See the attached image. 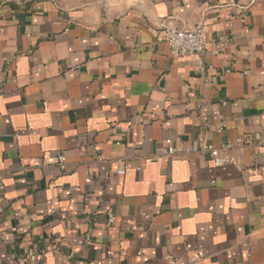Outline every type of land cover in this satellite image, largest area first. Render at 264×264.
<instances>
[{"label": "crops", "instance_id": "1", "mask_svg": "<svg viewBox=\"0 0 264 264\" xmlns=\"http://www.w3.org/2000/svg\"><path fill=\"white\" fill-rule=\"evenodd\" d=\"M262 132L264 0H0V264H264Z\"/></svg>", "mask_w": 264, "mask_h": 264}, {"label": "built area", "instance_id": "2", "mask_svg": "<svg viewBox=\"0 0 264 264\" xmlns=\"http://www.w3.org/2000/svg\"><path fill=\"white\" fill-rule=\"evenodd\" d=\"M163 32L165 35L166 42L171 51L173 57H186L195 56L197 57L196 70L204 74L207 70H212L213 67L207 65L202 59V55L205 52L207 41L204 33L201 30H179L177 29L171 21H166L163 24ZM226 106L227 103L220 101L218 106ZM213 121L217 123L216 132L218 134L224 133L227 128L226 122L222 119L219 109L217 106L213 110ZM264 143V132L256 133L248 138H239L235 142L227 141L223 143L221 148H214L209 145L203 144L201 141L193 142L190 147H181L180 152L184 154L200 153L203 155L210 156L216 167H222L226 164L231 163V158L227 155L228 152L236 148H249L256 144L262 145ZM178 153L175 147L168 148L166 155L172 157ZM65 158L60 155L58 156L59 163H63ZM262 162L264 163V153L262 155ZM117 164L119 166L118 174L124 176L126 174L123 168V161L118 160ZM89 239L86 242L89 243ZM37 260V254L34 251H30L26 254L19 264H31ZM70 264V263H69Z\"/></svg>", "mask_w": 264, "mask_h": 264}]
</instances>
